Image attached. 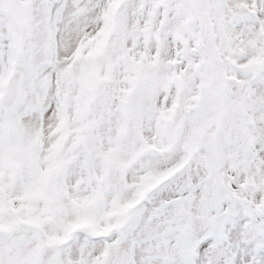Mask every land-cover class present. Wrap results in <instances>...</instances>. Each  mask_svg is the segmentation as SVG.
<instances>
[{"label": "snow or ice", "instance_id": "1", "mask_svg": "<svg viewBox=\"0 0 264 264\" xmlns=\"http://www.w3.org/2000/svg\"><path fill=\"white\" fill-rule=\"evenodd\" d=\"M0 264H264V0H0Z\"/></svg>", "mask_w": 264, "mask_h": 264}]
</instances>
